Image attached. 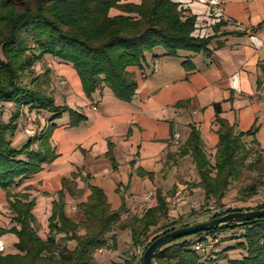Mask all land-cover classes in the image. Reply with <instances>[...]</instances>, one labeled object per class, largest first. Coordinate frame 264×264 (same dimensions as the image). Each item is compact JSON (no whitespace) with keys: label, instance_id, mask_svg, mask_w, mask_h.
<instances>
[{"label":"trees","instance_id":"16d2710c","mask_svg":"<svg viewBox=\"0 0 264 264\" xmlns=\"http://www.w3.org/2000/svg\"><path fill=\"white\" fill-rule=\"evenodd\" d=\"M111 9L119 13L111 15ZM195 29V18L186 16L174 0H0V104H14L18 109L9 121L0 119V189L5 193L12 214L11 227L0 229V236L13 233L17 238L16 252L1 253L0 264H96L94 254L98 250L114 248V243L108 244L106 235L119 224L121 217V211L110 209L103 191L91 186L87 201L80 206L84 220L74 223L66 218L63 191L74 194L72 187L76 174L72 173L70 178L62 179V189L51 203L47 236L38 235L32 214L34 200L24 193L12 194L10 190L55 159L50 143L54 125L47 124L38 136L29 137L16 148L11 145L16 120L24 114L21 108L50 111L55 117L68 112L71 126L84 121L85 116L55 104L44 87L49 74L47 70L43 74L45 80L35 86L31 81H24L25 73L32 72L36 63L48 55L73 66L87 97L107 87L117 100L129 102L135 93L136 82L127 68L141 67L145 55L155 48H162L166 56H177L179 52L210 55L211 36H196ZM182 65L186 71L194 68L191 61L185 60ZM214 110L218 143L213 163L194 126L176 153L178 157L190 155L192 158L198 174L194 187L203 190L207 211V200L213 198L216 204H223L231 179L242 169L252 166L247 161L251 149L246 148L243 137L256 132V128L236 132L220 117L218 104H214ZM242 191L252 194L255 185ZM155 196L154 205L120 225L129 228L133 246L145 243L143 251L159 235L196 223L169 221L166 196L160 192ZM262 208L264 203L223 210L214 208L203 221L230 212ZM162 221L167 222L163 229L150 233L152 228L161 229L162 225L158 226ZM236 230H242V233L235 236ZM225 232L232 233L223 236L222 242L239 239L238 242L221 250L216 249L218 245L208 252L206 248L218 244L220 234ZM67 242H74V246L69 248ZM199 242L204 243L203 247L195 249ZM230 250L240 251L242 257L229 259ZM135 260L136 255L121 264H142L141 257L137 262ZM153 264H264V216L175 239L156 251Z\"/></svg>","mask_w":264,"mask_h":264},{"label":"crops","instance_id":"0c3cea01","mask_svg":"<svg viewBox=\"0 0 264 264\" xmlns=\"http://www.w3.org/2000/svg\"><path fill=\"white\" fill-rule=\"evenodd\" d=\"M174 1L186 16L195 18L194 35L211 36L210 55L179 52L166 56L162 48H155L145 55L141 67L127 68L136 82L129 102L117 100L107 87L87 97L73 66L57 58L45 55L33 67L40 82L45 80L44 71L49 72L44 87L55 104L84 115L85 120L71 126L68 112L55 117L40 111L47 118L41 124L36 121L38 128L54 125L50 143L56 157L10 191L34 200L35 228L38 233L45 231V238L51 203L62 189L63 178L76 174L74 194L63 191L64 215L74 223L85 218L80 206L87 201L90 187L100 188L110 209L121 211V217L106 235L114 248L95 253L99 264H121L130 254L136 255L129 228L120 225L154 205L157 192L166 196L167 203L176 196L183 198L178 207L169 209V221L204 204L203 190L194 187L198 174L192 158L176 153L194 126L213 163L218 143L214 104L220 106V117L236 132L256 128L254 135L243 137V141L247 149L264 153V0H219L222 15L211 12L208 0ZM153 59L157 60V71H153ZM185 60L191 61L193 70H185ZM231 182L222 203L229 197ZM11 215L0 189V229L11 227ZM207 217L190 221L197 223ZM2 236L17 241L13 233L1 235L5 251L8 246ZM105 252L108 254L103 258Z\"/></svg>","mask_w":264,"mask_h":264},{"label":"rangeland","instance_id":"374dc122","mask_svg":"<svg viewBox=\"0 0 264 264\" xmlns=\"http://www.w3.org/2000/svg\"><path fill=\"white\" fill-rule=\"evenodd\" d=\"M109 13L111 15H114V14H118L119 12L116 9H111L109 11ZM34 69L35 68H33L31 70L32 72L25 73L23 79L26 82L31 81L32 86H35L38 84L41 85V83H39L40 82L39 77L35 76L36 69L35 70ZM16 110H18V109L14 104H10V103L0 104V119L4 122L9 121L10 117L16 112ZM21 110L23 112L25 110H27V112H28L27 114H29L31 119L34 120L33 121L34 122V124H33L34 128L38 127L36 125V121H38L41 124V121H43L44 118H47V116H44V113H47L50 115L52 114V112H50V111H44V113H42V112H36V110L32 111V109L28 110L26 108L25 109L21 108ZM38 114H41V115H38ZM23 118H24V114H23V116L18 117V119L16 120L17 126H16L15 133H14V135L12 137V141H11V145L13 147H16V148H20L29 138V136L21 133V131H20V128H21L20 123L23 122V120H24ZM43 127H41V129ZM247 161L252 166L250 167V169H247V168L242 169V171L239 173V175L234 178V180L231 182L229 197H228L227 201H225L223 204L214 203L215 209H218V210L222 209L223 210V209H227V208H242L245 206H255L257 204L264 203V153L259 154L257 151H251V153L249 155V159ZM253 184L255 185V192L254 193L249 194V193H246L245 191H242L245 187H248V186L253 185ZM238 187H239V189H238ZM236 189H238V190H236ZM220 205H222V208L220 207ZM208 214H211V212H209V210L207 211V207L204 204H202L197 209H195V210L190 209L187 212L183 213L182 215L178 216V219H176V220L181 224L189 223V222H191L190 220L193 218L196 219L201 215H208ZM200 222H203V221H200ZM166 223L167 222L164 221V223L161 226V229H158L155 231L162 230L163 229L162 227L165 226ZM44 232L45 231L42 230L39 233L38 232L37 233L39 234L40 237L43 238L45 236ZM46 232L48 234V231H46ZM154 232H152V233H154ZM231 233L232 232L221 233L220 234L221 238L219 240V243L209 245L206 248L208 250V252L211 251L214 247H216L218 245H220V246L216 249H219V250L230 247V246H234L236 244V242H238L239 239L225 240L222 242V240H223L222 237L223 236L227 237ZM241 233H242V230H236V231H234L233 234L235 236H238ZM226 237L224 239H226ZM2 239L8 246V248L6 249L7 252H15L16 251V249L14 247L15 243H13L14 241H13V238L11 239V236H2ZM220 242H222V243L220 244ZM67 246L69 248H72L74 246V242H67ZM129 246L131 247V245H129ZM107 252L103 253V258H105L107 256V254H108ZM131 256H134V255L130 254L129 257H131ZM228 256H229V259H239L242 257V253L240 251H237V250H230L228 252ZM94 261L96 262V264H99V256H97L96 254L94 255ZM104 261H106V260H104ZM135 262H137V260H135Z\"/></svg>","mask_w":264,"mask_h":264},{"label":"water","instance_id":"95a60500","mask_svg":"<svg viewBox=\"0 0 264 264\" xmlns=\"http://www.w3.org/2000/svg\"><path fill=\"white\" fill-rule=\"evenodd\" d=\"M261 216H264V208L252 211L230 212L218 218L198 222L186 227H180L173 231L159 235L153 239L144 249L141 256L142 264H153V256L156 251L175 239L222 225L241 224L245 221L256 219Z\"/></svg>","mask_w":264,"mask_h":264},{"label":"built area","instance_id":"2783aa9c","mask_svg":"<svg viewBox=\"0 0 264 264\" xmlns=\"http://www.w3.org/2000/svg\"><path fill=\"white\" fill-rule=\"evenodd\" d=\"M208 5H209L212 13H214L215 15H222L223 7H222V4L219 0H208ZM228 22L234 23L231 19H229ZM157 64H158L157 60L156 59L153 60V71H157ZM27 113H28L27 110H25L24 111V118H23L24 120H23V122L20 123V125H21L20 131H21V133H23L29 137H36L39 135L41 128H38V127L34 128L33 127V124H34L33 121L34 120L31 119V117ZM177 137H178V135L175 133L173 136V140L175 142L177 141ZM150 197H151V194L147 195L145 197V200H147ZM182 201H183V198L181 196H176L173 199H171L170 201H168L167 208L168 209H175L176 207H178L182 203ZM214 203H215V201L213 198H209L207 200L209 210L214 211V208H215ZM144 245H145V243L141 246H137V248H136L135 253H136V256L138 257V259L141 257V255L143 253V246ZM203 245H204L203 242L196 243L195 249H199V248L203 247ZM4 251H5V245L2 241H0V254L3 253ZM99 251H101V250H99Z\"/></svg>","mask_w":264,"mask_h":264}]
</instances>
